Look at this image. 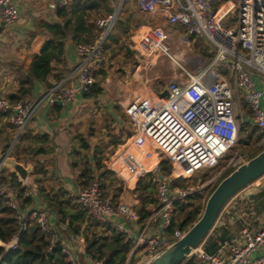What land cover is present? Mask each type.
<instances>
[{
	"label": "built area",
	"instance_id": "built-area-1",
	"mask_svg": "<svg viewBox=\"0 0 264 264\" xmlns=\"http://www.w3.org/2000/svg\"><path fill=\"white\" fill-rule=\"evenodd\" d=\"M73 1L56 0L60 8L69 7ZM122 1L120 5L113 3L110 14L95 19L91 41L75 45V67L53 82L41 97H19L11 101L0 87V112L16 131L12 144L3 154L5 157L12 156L15 143L38 109L47 104L69 102L76 91L88 93L96 84L97 74L110 62L105 48L121 14ZM138 6L144 13L165 12L170 25L180 24L190 35L210 43L215 50L212 62L215 70L205 69L193 75L182 67V72L166 86L168 96L156 101L149 96L136 98L127 108L137 133L132 138L152 142L173 166L171 173L161 163L152 166L157 202L151 204L145 220H140L134 204L112 198L103 177L96 176L81 187L78 201L87 218L112 225L131 241L132 249L125 264L152 260L184 236L187 230L177 228L173 234L167 232L173 223L176 204L197 194L209 195L223 173L212 180L185 182L180 177L218 166L237 144L242 124L252 123L259 130V143L264 147V0H138ZM19 16L15 0H0L1 22L13 24ZM135 38L130 36L124 40L125 49L135 48ZM157 46L169 52L159 37ZM227 71L233 73L232 79ZM243 103L249 106L252 117L244 114ZM243 160L238 154L228 167L237 166ZM5 168L0 162V198H7L10 206L18 211L16 219L21 230L29 222H36L51 236L52 247L60 246L72 264H81L75 247L78 237L68 241L53 223L48 209L33 207L25 213L19 210L18 189L10 178H1ZM26 195L31 196V192L28 190ZM19 235L2 246L6 250L15 248ZM240 237L237 242L219 241L226 256L210 253L204 240L190 256L196 255L199 264H264V228L245 227ZM91 259L93 264H105Z\"/></svg>",
	"mask_w": 264,
	"mask_h": 264
},
{
	"label": "crops",
	"instance_id": "crops-1",
	"mask_svg": "<svg viewBox=\"0 0 264 264\" xmlns=\"http://www.w3.org/2000/svg\"><path fill=\"white\" fill-rule=\"evenodd\" d=\"M15 1L20 12L18 21L13 24H7L0 21V27L18 25L22 31H30L32 35V33L40 32L38 24L41 20H46L49 22L59 20L58 10L60 7L58 6L56 0H42L44 2V8H42V11H35L34 9V5L38 0ZM109 1L111 3H109ZM109 1L108 7L112 9L111 11L107 12L105 9H101L98 12L93 11L91 13L89 24H91L93 29L95 27V19H97L99 16H106L113 11L114 0ZM126 1V9L123 13L122 18H120L121 20L119 22L117 31L111 34L110 39L106 44L105 49L108 56L110 57V62L97 74V82L94 85H97L102 89L101 93H93L92 95V87L88 93L76 91L74 98L69 102L44 105L40 109H38L32 119V122L27 127V131L33 134L31 139L32 141L29 142L31 149L45 148L46 152L37 155V157L39 158L36 162V166L38 167V170H40V172L33 175L37 177L36 183L32 182L35 185L29 183L30 177L28 179V182L25 184V187L31 192L33 202L30 206H27L25 210H22V212L24 213L33 207L48 210L50 209L40 196L38 192V185L43 186L47 191L51 193H57L60 190H63L68 192L70 196H73L75 194H77L78 196L82 185L85 184V179L81 178L80 174L85 168L86 164H89V161L93 163L95 155H97L96 136L94 135V133H90V135L88 136V131L94 127L93 125L95 121L98 120V117H101V112L97 111L96 103H100L99 105H101V103H104L103 108L107 107L105 109H107L109 113H111L113 116H117L121 113V111L127 114V108H129V106L136 98L149 96L153 101H156L158 98H162L160 97V93L163 92L164 89H166V86L169 83L165 87H159V81L154 80L151 81V85H149L150 82L143 76V69H145V66L142 64L135 69V64L131 62V58H125L120 48L123 47L122 49L125 50L128 55L134 56L136 57V59H138L137 51L139 50V48L138 43L136 44L135 42L134 49H125L124 40L126 39V37L121 33L122 30L125 32L132 28H135L136 25L139 24L135 39H138L139 35L141 34L143 38L147 39V36L152 33L150 39L155 40L158 37L163 40L170 39L171 42H173V44L177 46V49L180 48V46L184 43H187L188 45L193 44L194 46L196 42H201L204 44V47H210L211 52L214 51V54L211 55L210 53L206 52L211 55V60L208 66L201 69L200 71L205 69L215 70V67H213L212 65L215 56V50H213L214 48H212L210 43H208L204 39L195 38L194 36L190 35L180 24L170 25L167 21L165 12L159 10L158 12L153 14L144 13L138 6V0ZM95 15L98 16L94 17ZM174 28L176 30H173ZM76 44L77 43H74L71 38H67L65 40L64 54L61 57L60 61H54L52 63L53 69L51 74L44 80H35L31 88V92L24 97L29 99H37L41 97L45 90L53 82L68 74L75 67L77 63V55L75 49ZM29 47L33 49V53L28 58L27 63H24V66L26 68L25 71L27 70L29 61L35 52L34 47ZM202 52L205 53V50H202ZM151 54H153L152 51ZM170 55L171 57L178 59V57L182 58L185 53L183 51L180 52L177 50V52L171 51ZM159 56L154 55V59L152 60V62L157 64ZM221 70V68H217V71L221 72ZM128 72H130L131 74L130 80H128ZM180 72H182V70ZM180 72L176 70L171 79ZM190 73L193 75L198 74L192 72ZM5 74L7 75V70L4 72L2 63H0V84L2 85H0V87L3 89L4 93L11 99L12 95L19 92L20 81L19 84H16L14 82V79L12 78L13 76H9L8 78H6L3 77L5 76ZM4 82H6L5 85ZM156 86L160 88L158 92L154 91V88ZM88 94H90L91 96H88ZM14 131V127L7 121L5 114L0 112V154H4V151L9 148L12 137L14 136ZM82 137L86 139V141L90 145V148H82ZM121 145L122 143L118 146ZM125 150H121L120 147V154L124 155L126 152ZM86 156L88 157L87 159L85 158ZM131 158L133 160V157ZM131 158L129 157V159ZM83 161L86 162H84L83 164ZM98 161L101 162V158H99ZM114 161H116L115 165L117 166L119 160L116 159ZM134 162L135 160H133V163ZM155 164L156 163L154 162L152 166H154ZM89 166L92 172L91 175L94 179L96 175L93 171L97 168V165L89 164ZM134 166L136 168L135 163ZM112 168L117 175L121 177L125 176L124 174H122L119 167V170L115 167ZM149 168L151 170L152 167ZM136 169L139 171L138 168ZM9 171L12 172L11 170ZM132 172L137 175L135 173V170H132ZM134 174L132 173V176ZM248 186V188H244L243 192L237 195L238 198L235 202H233L231 208H228L229 210H225V215H220L215 222V227L213 229L215 234L210 237V239L208 240V244L205 245V248L210 253L226 256V250H222L220 247V240L237 242L240 240L241 232L245 227H248L251 230H259L264 228L263 176L262 179H258L256 183L249 184ZM135 188H130L131 194H129L127 191L121 192L118 198L114 197L113 194L110 195L115 201L125 200L134 204L135 208L137 209L140 201L137 194L134 193ZM243 204L248 205L246 206L245 210ZM150 206L151 204L147 208L148 211ZM52 221L56 225V227L60 228V230H64L67 227L64 224L61 225V227L58 226V217L53 213ZM64 235L68 241L71 240L74 236L78 237V241L75 244L78 252V242L80 241L79 235H69V237H67L66 233H64ZM80 257L84 261V264H93L91 256L84 254V256ZM190 257L192 256H189V258ZM191 264L199 263L196 261V258H193Z\"/></svg>",
	"mask_w": 264,
	"mask_h": 264
},
{
	"label": "trees",
	"instance_id": "trees-1",
	"mask_svg": "<svg viewBox=\"0 0 264 264\" xmlns=\"http://www.w3.org/2000/svg\"><path fill=\"white\" fill-rule=\"evenodd\" d=\"M108 1L74 0L69 7L59 8L58 21L41 20L39 22L38 28L40 32L32 33L29 42V46L34 47L35 52L29 61L25 77L21 80L20 90L17 94L12 95L11 101L28 95L35 80H44L51 74L52 63L60 61L64 54L65 40L67 38H71L74 43L91 41L94 29L89 24L90 15L93 11L98 12L101 9H105L107 12L111 11L112 9L108 7ZM101 91L102 89L97 85L93 86L92 95L93 93H101ZM88 96L91 95L88 94ZM250 125L249 123L243 125L241 132L245 135V138H239V144L249 146L257 136H261L259 130L256 127L251 129ZM112 143L115 147H118L122 142L114 138ZM81 144L84 149L90 148V145L83 137L81 138ZM32 150L36 155L46 152L45 148H34ZM262 150H264V147L258 148L248 159L255 157ZM125 151L129 159L132 150L130 152L128 150ZM160 159V163L164 166L166 172L171 173L173 166L167 156L162 153ZM134 160L136 168L139 169L136 175L137 181L134 191L140 201L137 211L140 214V220H145L150 214L147 209L148 206L157 202L155 185L151 180L148 162L143 163L138 157H135ZM96 165L97 168H100L101 162L98 161ZM117 166L122 174L125 175V161L119 160ZM236 168H228L218 179L209 195L219 182ZM39 172L40 170L36 166L35 173ZM91 173L90 166L87 163L80 174V177L85 179V184L93 179ZM132 173L134 174V172ZM1 178L3 180L10 178L12 185L18 189L17 201L20 211L25 210L27 206L32 204L33 197L26 195L28 189L23 186L16 173L10 172L5 168ZM182 178H185V176L180 177V179ZM38 192L50 208L51 213L58 217V226L61 227L63 224L67 226L66 229H61L66 233L67 237L69 235H79V255L84 256V254H87L94 259L103 261L105 264L126 263L132 249V243L124 233L118 231L110 224L103 225L96 221V224H89V219L81 204L76 202L66 191L60 190L57 193H51L43 186L38 185ZM203 198V194H197L176 204L173 223L167 230L168 234H173L177 228L188 230L200 218L204 209V204L201 202ZM17 212L10 206L7 198H0V244L9 243L16 234L20 233L18 244L15 248L6 250L4 246L0 245V264H72L63 254L60 246H51V236L43 232L36 222H29L27 228L21 230V226L16 219ZM91 226L94 230L102 229V231L89 233L88 227ZM81 245H84V249H82Z\"/></svg>",
	"mask_w": 264,
	"mask_h": 264
},
{
	"label": "rangeland",
	"instance_id": "rangeland-1",
	"mask_svg": "<svg viewBox=\"0 0 264 264\" xmlns=\"http://www.w3.org/2000/svg\"><path fill=\"white\" fill-rule=\"evenodd\" d=\"M109 3L111 2L109 1ZM120 3H121V0H114L115 5H118V4L120 5ZM43 4L44 2L42 0L36 1V4L34 5L35 11H42L43 10L42 8H44ZM126 4H127L126 0L122 1V11H121V14L119 15L116 27L114 31L112 32V34L117 31L119 22L121 20L120 18H122L123 13L126 9L125 8ZM96 16L98 15H95L94 17ZM138 27H139V24L136 25L135 28H132L125 32L122 30L121 33L126 38L130 36L133 37L137 34ZM0 28H1L0 30L1 31L0 32V63H2L4 72L7 70V75L5 74V76L3 77L8 78L9 76H13L12 78L14 79V82L16 84H19V81H20V87H21V80L25 77V72H26L24 63L25 64L27 63L28 58L33 53V49L29 47V42L31 40V33L30 31L29 32L22 31L18 25H14V26L12 25V26L0 27ZM173 30H176V29L174 28ZM151 34L152 33H150L147 36V39L143 38L142 34L139 35L138 39H136L135 42L136 44L138 43V48H139V50L137 51L138 59H136V57L134 56L128 55L125 52V50L122 49L123 47L120 48L125 58H131V62L135 64V69L139 65H142V64L145 66L144 67L145 69H143V72H144L143 76L145 77V79H147L150 82L149 85H151V81L156 80V81H159V85H160L159 87H165L169 83L174 72L176 70L180 72L182 70V67L192 73L197 74L200 72L201 69L206 68L208 66L211 60V55L214 54L213 53L214 51L211 52L210 47H204V44L201 42H196L194 46L193 44L188 45L187 43H184L180 46V48L177 49V46L173 44V42H171L170 39L163 40L166 43V45L169 46L168 48H169L170 53L171 51L177 52V50L180 52L183 51L185 53V55H183L182 58L178 57V59L177 58L175 59L171 57L169 52H165L163 49L157 46V39L155 40L150 39ZM174 49H177V50H174ZM202 50H205V53L202 52ZM151 51L153 54H151ZM206 52L210 53L211 55ZM154 55L159 56L157 64L152 62V60L154 59ZM227 74L232 79L233 73L230 71H227ZM5 83L6 82H4V85ZM159 87L156 86L154 88V91L158 92V90L160 89ZM99 104L100 103H96V107H97V111L101 112V117H98V120L95 121L93 125L94 127L88 131V136L90 135V133H94V135L96 136V140H97L96 141L97 142L96 143L97 144L96 145L97 155H95L93 163L89 161V164L96 165V163H98V159L101 158V167L96 168L93 172L95 173L96 176H103L105 178L104 181L106 183V188L108 189L110 194H113L114 197L118 198L119 192L121 190H122L121 192L127 191L129 194H131L130 188H131V183L133 179L132 170H135L136 174L139 172L134 166V163H136V162L133 163L134 157H138L139 160L142 161L143 163H146L147 161L148 166L152 167L154 162L155 163L161 162L160 156L162 155V153L159 152V150H157L155 146L153 145V143L150 142L149 140L145 138L138 139L137 137H135L134 139L132 138L133 135L137 133L131 121L129 120L127 114L121 111V113L118 114L117 116L116 115L113 116L111 113H109L107 109H105L107 107L103 108L104 103H101V105ZM243 111L247 117H252L250 108L246 103H243ZM243 125L244 124H242L240 128L239 138H245V135L241 132ZM250 126H251L250 127L251 129H255V126L252 123ZM27 127L25 131L22 133V135L19 137L18 141L15 143L12 156H14L17 161L23 163L26 167L30 169L31 174L29 176L30 177L29 183L34 184L37 181V177L33 175L35 174L36 162L39 157H37V155L34 153V151L30 147L29 142L32 141L31 139H32L33 134L27 131ZM15 135H16V131H14V136L12 137L10 145L12 144L15 138ZM114 138L116 140H120L122 142V145L115 147L112 143ZM259 139L260 137L257 136L256 139L252 141V144L249 146H244V145L239 144V142H237V144L228 153V155L222 159V161L220 162L218 166L214 168H210V169L201 170L195 173L193 176H188V177L186 176L185 178H182V179H185V182H188V181H197L198 179L212 180V179L219 177L221 173H224L228 168H230L228 166L230 165L231 159L236 157L238 154L242 155L244 159L241 162V164L247 162L249 160L248 158L250 157V155L253 152H255L258 148L262 147L259 143ZM33 145H36V144H33ZM120 147H121V150L127 149L129 152L130 150H132L133 153L130 154V158L133 157V160L132 158L131 159L127 158L128 154L126 152L124 155H121L119 151ZM7 150L8 149H6L4 153L7 152ZM85 158L87 159L88 157L86 156ZM116 159L117 160L122 159L123 161H125L126 172H125L124 177L117 175L113 171L112 167H115L118 169V167L115 165L116 161H114ZM84 162L86 161H83L82 163L84 164ZM241 164H238L237 166H231V167H238ZM149 167L148 169L150 170ZM8 170H10V168H8ZM262 176L264 178V175ZM262 176L259 177L258 179L259 180L262 179ZM258 179H256L250 184L256 183ZM248 187L249 186L247 185L244 188H248ZM244 188L241 189L235 196H233L226 203V205L223 207L221 211L222 214L220 213V215L222 216L225 215V212H226L225 210L226 209L229 210L228 208H231L233 202H235L238 198L237 195L243 192ZM203 196L204 198L201 200V202L202 204H204V207H205L206 201L208 199L207 198L208 195L207 193H205ZM71 197H73L76 202H79L77 194ZM246 206L248 205L243 204L244 210ZM241 210H242V207H241ZM89 224H96V223L93 220H89ZM98 231L100 232L102 231V229L94 230L92 226L88 227L89 233H94ZM214 234H215L214 230H212V232L210 231L208 236L205 238L206 240L204 239L205 245L208 244V240ZM81 246H82V249H84V245H81ZM193 258H196V255L190 258L188 256L183 261L182 264H191V261L193 260ZM80 263L84 264V261L82 260L81 257H80Z\"/></svg>",
	"mask_w": 264,
	"mask_h": 264
},
{
	"label": "water",
	"instance_id": "water-1",
	"mask_svg": "<svg viewBox=\"0 0 264 264\" xmlns=\"http://www.w3.org/2000/svg\"><path fill=\"white\" fill-rule=\"evenodd\" d=\"M128 72V80H130ZM169 95L166 89L160 93V97ZM0 162L16 173L23 183H27L31 171L14 156L5 157L0 154ZM264 175V150L255 157L238 166L229 175L223 178L209 195L200 218L188 228L182 238L168 246L156 258L140 262L138 264H180L185 258L203 242L213 228L218 216L226 203L241 189ZM136 186V175H133L131 188ZM1 245V244H0Z\"/></svg>",
	"mask_w": 264,
	"mask_h": 264
}]
</instances>
